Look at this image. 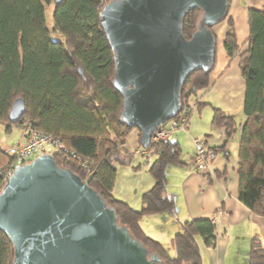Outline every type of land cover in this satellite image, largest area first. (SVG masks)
Instances as JSON below:
<instances>
[{"label": "trees", "instance_id": "16d2710c", "mask_svg": "<svg viewBox=\"0 0 264 264\" xmlns=\"http://www.w3.org/2000/svg\"><path fill=\"white\" fill-rule=\"evenodd\" d=\"M108 1L0 0V124L9 132L12 126L21 128L30 120L39 130L58 137L67 151L55 152L56 163L96 190L114 208L119 224L159 255L160 264H202L196 237L207 247L215 246L216 227L211 220L182 222L174 237L175 255L140 225L145 213L174 206L166 192V166L183 164L178 144L166 139L156 145L148 167L154 183L142 194L141 209L114 195L116 164H130L132 153L125 145L135 128L119 121L122 97L112 85L113 53L99 19ZM46 6L52 7L51 25ZM198 15L197 9L185 15L186 38L195 29ZM247 18L244 50L237 45L233 31L224 40L227 55L238 58L244 118L239 121L233 114L213 108L212 125L224 128L228 136L240 131L238 199L252 213L264 217V11L248 8ZM228 23L232 26L230 19ZM211 71L197 70L186 79L181 88L182 112L208 85ZM17 98L24 100L25 112L13 124L9 111ZM72 154L87 160L88 166L81 167ZM5 159L0 149V165ZM12 259L13 246L0 231V264H11ZM248 264H264V247L257 238L250 242Z\"/></svg>", "mask_w": 264, "mask_h": 264}, {"label": "water", "instance_id": "95a60500", "mask_svg": "<svg viewBox=\"0 0 264 264\" xmlns=\"http://www.w3.org/2000/svg\"><path fill=\"white\" fill-rule=\"evenodd\" d=\"M195 9L196 27L186 38L183 19ZM227 13L228 0H110L102 6L100 25L114 59L112 85L122 97L119 121L139 131L141 147H149L157 126L180 113L186 79L212 70L211 27ZM24 112V100L15 99L11 123ZM0 231L13 246L11 264L161 263L119 224L96 190L49 153L17 166L2 185Z\"/></svg>", "mask_w": 264, "mask_h": 264}, {"label": "crops", "instance_id": "0c3cea01", "mask_svg": "<svg viewBox=\"0 0 264 264\" xmlns=\"http://www.w3.org/2000/svg\"><path fill=\"white\" fill-rule=\"evenodd\" d=\"M248 8L264 11V0H229L227 18L213 27L216 51L209 83L191 99L194 107L190 109L186 127L174 129L169 135L168 140L180 147V159L183 161L181 165L166 166V192L172 197L173 208L145 213L140 218L143 231L159 241L165 249L171 247L174 255V237L181 231L182 222L211 220L216 227L215 246L207 247L201 237H196L202 264H248L251 240L259 239L264 247V217L252 213L238 199L236 168L240 131L228 136L224 128L212 125L213 108L229 112L239 121L244 118V86L238 69V58L227 55L224 40L231 30L241 50L246 48ZM229 19L232 26L228 23ZM205 106L212 108V112L204 111ZM1 126L3 133L0 136V147H7L21 139L20 127L12 126L6 132L4 125ZM133 130L136 147H140L138 131ZM186 138L190 141L192 139V142L199 139L207 149H215L216 157L210 173L197 171L192 163L195 149L194 146L191 149L187 147ZM153 158L152 155L145 159L147 171ZM140 165L132 164V167L137 169ZM153 183L154 179L148 180L146 185L141 186L140 193L147 191ZM135 203L140 204L139 208L132 206L136 209L144 206L139 197Z\"/></svg>", "mask_w": 264, "mask_h": 264}, {"label": "built area", "instance_id": "2783aa9c", "mask_svg": "<svg viewBox=\"0 0 264 264\" xmlns=\"http://www.w3.org/2000/svg\"><path fill=\"white\" fill-rule=\"evenodd\" d=\"M193 107V103L189 102L185 111H180L176 117L166 120L164 123L157 126L152 133L149 147H140L136 149V153L145 157V159L150 158L156 149V145L160 141L168 139L171 131L177 128H185V124L189 117L187 113H190V109ZM193 143L195 156L193 157L192 163L195 165L198 172L204 174L210 173L216 153L211 149H207L199 139H194ZM0 149L7 156V160L0 165V189L17 166L29 162L42 153L54 155L55 152L60 150L67 151L58 137L39 130L30 120L24 121L21 127V139L18 142L5 148L0 147ZM72 155L75 156V154ZM75 157L81 167L85 168L88 166L89 162L87 160L78 156Z\"/></svg>", "mask_w": 264, "mask_h": 264}, {"label": "rangeland", "instance_id": "374dc122", "mask_svg": "<svg viewBox=\"0 0 264 264\" xmlns=\"http://www.w3.org/2000/svg\"><path fill=\"white\" fill-rule=\"evenodd\" d=\"M46 10H47L48 23H50V25H51V23H52V13H51L52 7L46 6ZM194 111H196V109L193 110L192 113H194ZM204 111L212 112V108L205 106ZM2 130H3V127L0 124V136L3 133ZM186 145L189 149H191L192 146H194L192 139L190 141L189 138H186ZM136 146H137V144H136V138H135V130H132L126 138V145H125L126 150H128L130 153H132L131 161H130L131 165L130 164L129 165H123V164H119V163L116 164L117 174H116V180H115L114 195L117 198L124 200L127 203L129 201L130 204L129 203L128 204L131 207L135 206V207L139 208L140 204L135 203V201L138 200V197L140 199H142V193L145 191L144 190V191H142V193H140V188L142 185H146L148 180L153 181V177L149 173V171H147V168H145V166H146L144 164L145 157L136 153V149L140 148V147H136ZM183 155H184V152H183ZM6 160L7 159H5V161ZM138 163H140L141 165L139 166V168L134 169L132 167V164L137 165ZM146 190H148V189H146ZM132 208H134V207H132ZM134 209H136V208H134ZM163 213H166V212H163ZM166 250L171 255H174V253H175L174 250L171 249V247H167Z\"/></svg>", "mask_w": 264, "mask_h": 264}, {"label": "clouds", "instance_id": "9594fccd", "mask_svg": "<svg viewBox=\"0 0 264 264\" xmlns=\"http://www.w3.org/2000/svg\"><path fill=\"white\" fill-rule=\"evenodd\" d=\"M141 147V146H140Z\"/></svg>", "mask_w": 264, "mask_h": 264}]
</instances>
